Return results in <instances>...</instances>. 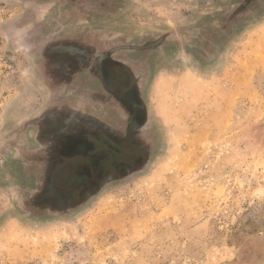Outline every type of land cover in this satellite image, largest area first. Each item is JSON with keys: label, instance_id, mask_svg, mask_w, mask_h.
I'll list each match as a JSON object with an SVG mask.
<instances>
[{"label": "rangeland", "instance_id": "374dc122", "mask_svg": "<svg viewBox=\"0 0 264 264\" xmlns=\"http://www.w3.org/2000/svg\"><path fill=\"white\" fill-rule=\"evenodd\" d=\"M46 2L0 0V264H264V0L224 43L212 39L196 55L185 20L215 15L213 0L195 18L191 0H123L102 12L96 27L112 44L170 40L145 93L152 155L84 203L36 211L35 189L7 164L35 150V135L17 128L47 93L21 28L31 3Z\"/></svg>", "mask_w": 264, "mask_h": 264}, {"label": "flooded vegetation", "instance_id": "af4514ba", "mask_svg": "<svg viewBox=\"0 0 264 264\" xmlns=\"http://www.w3.org/2000/svg\"><path fill=\"white\" fill-rule=\"evenodd\" d=\"M112 1L31 3L21 28L47 95L39 114L17 128L21 137L35 135L31 136L35 150L26 148L22 153L26 163L10 160L7 168L21 186L35 189L30 207L36 211L41 204L64 209L84 203L107 184L139 173L152 155L154 132L145 93L159 61L171 52L170 40L162 34L135 45L108 42L100 36L95 19L100 20L102 12L122 10L123 0L115 5L109 4ZM191 1L195 4L186 12L193 13L191 18L197 17L195 9L208 7V0ZM213 1L215 15L185 20L197 31L196 45L190 46L195 55L212 39L224 43L262 2ZM81 16L83 20H78ZM182 45L184 54L191 49Z\"/></svg>", "mask_w": 264, "mask_h": 264}]
</instances>
